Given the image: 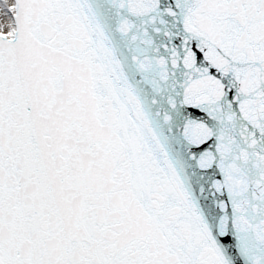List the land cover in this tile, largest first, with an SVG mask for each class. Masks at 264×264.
Segmentation results:
<instances>
[{"label":"snow or ice","instance_id":"6c2138e0","mask_svg":"<svg viewBox=\"0 0 264 264\" xmlns=\"http://www.w3.org/2000/svg\"><path fill=\"white\" fill-rule=\"evenodd\" d=\"M0 264H264V0H0Z\"/></svg>","mask_w":264,"mask_h":264}]
</instances>
